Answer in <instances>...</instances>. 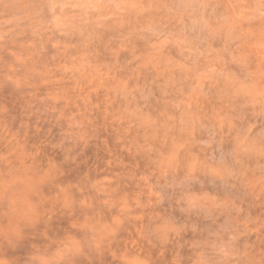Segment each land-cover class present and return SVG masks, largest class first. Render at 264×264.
Wrapping results in <instances>:
<instances>
[{
  "label": "rangeland",
  "instance_id": "rangeland-1",
  "mask_svg": "<svg viewBox=\"0 0 264 264\" xmlns=\"http://www.w3.org/2000/svg\"><path fill=\"white\" fill-rule=\"evenodd\" d=\"M0 264H264V0H0Z\"/></svg>",
  "mask_w": 264,
  "mask_h": 264
},
{
  "label": "snow or ice",
  "instance_id": "snow-or-ice-1",
  "mask_svg": "<svg viewBox=\"0 0 264 264\" xmlns=\"http://www.w3.org/2000/svg\"><path fill=\"white\" fill-rule=\"evenodd\" d=\"M187 187L184 189L182 199L186 201L188 207L196 208L199 206V201L203 199L202 189L196 187L194 178L189 176L186 178Z\"/></svg>",
  "mask_w": 264,
  "mask_h": 264
}]
</instances>
